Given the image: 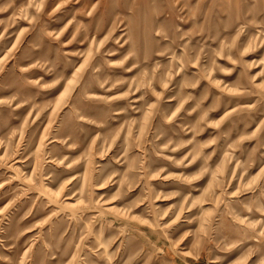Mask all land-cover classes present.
Here are the masks:
<instances>
[{
    "label": "rangeland",
    "instance_id": "374dc122",
    "mask_svg": "<svg viewBox=\"0 0 264 264\" xmlns=\"http://www.w3.org/2000/svg\"><path fill=\"white\" fill-rule=\"evenodd\" d=\"M264 0H0V264H264Z\"/></svg>",
    "mask_w": 264,
    "mask_h": 264
},
{
    "label": "bare ground",
    "instance_id": "6f19581e",
    "mask_svg": "<svg viewBox=\"0 0 264 264\" xmlns=\"http://www.w3.org/2000/svg\"><path fill=\"white\" fill-rule=\"evenodd\" d=\"M259 233H260L261 238L264 239V228H262Z\"/></svg>",
    "mask_w": 264,
    "mask_h": 264
}]
</instances>
